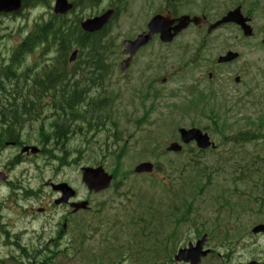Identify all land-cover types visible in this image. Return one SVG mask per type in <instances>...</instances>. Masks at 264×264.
<instances>
[{
  "label": "rangeland",
  "instance_id": "rangeland-1",
  "mask_svg": "<svg viewBox=\"0 0 264 264\" xmlns=\"http://www.w3.org/2000/svg\"><path fill=\"white\" fill-rule=\"evenodd\" d=\"M118 4L125 6V8L127 6V8L111 27V36L113 41L116 40V48L113 49V55L109 62L112 63V70L110 71V75H107L104 79L106 82L102 83L97 91V94L105 92L106 96L119 97L112 110L116 114H114L113 122L107 123V127H102V130L91 133L90 137L92 139L90 141L91 143H98L100 145L108 138H112L114 132H121L123 141L120 143V146L124 147L125 145L126 152L122 156L120 163L115 155L102 153L99 149L88 150L84 151L82 155L79 154L77 150L72 149L79 146L81 142V137H76L71 146L68 145L67 148H71L69 150L72 155L71 159L79 158V160L76 163H71L69 167L64 168L61 172L55 171V167L58 166L57 162H52L51 165L46 166V161L50 158L47 159V157L39 156L32 163H26L16 169L11 175L12 180L18 178L22 180L24 187H31L32 189L40 188L43 181L47 182L51 178H65L73 187L79 189L80 197L85 198L88 194L87 191L83 190L84 188L81 184L79 174L81 167H95L103 163L102 165L110 173L119 169L116 182H121L120 187H115L102 195L93 196L91 198L93 210L91 209L90 214L72 217L75 227L84 223L87 229L88 226L95 227L101 224L103 226V233L111 222L116 220L111 214L118 213L117 217L123 218L125 212L136 211L132 209L139 208V201L136 207L126 208V200L123 199L125 195H128L131 200H138L137 197H140V191L144 188L157 195L163 194V191L154 190L161 187L152 178L125 176L128 171L133 170L137 164L145 160L144 158H147V154L150 153L148 137L152 136L154 138L153 147L159 148L160 157L155 162L163 166L164 172L156 177L158 179L168 178L173 180L175 178L174 175L179 174V170L175 168H180L182 162H187L194 155H197L194 145L187 148L186 154L183 157L164 155L167 145L176 140L175 138L178 135L180 127L191 128L192 124L196 123V127L203 130L206 126H211V122L206 114H192L191 117L178 111L177 107L187 104L197 96L198 92H203L208 96L214 94L215 104L226 103L230 109L228 112L227 107H224L222 111V116L229 118L228 124L233 125L232 129H228L230 133L251 129L253 127H250L249 120L257 124L259 119L264 117V47L261 46L262 36L260 37L259 35L253 40L244 41L243 38L236 39V36L239 34L234 28L221 30L217 35L210 38L206 37L204 31L198 33L196 30H189L183 33L172 45L165 46L159 41L154 42L151 47L137 55L129 70L121 72V62L126 58L123 55V42L134 38L144 31L150 19L155 14L166 10L168 3L166 0H103L100 6L85 12L83 15L78 11L72 18L77 20L81 17L98 15L111 6ZM198 8H200V5H198ZM178 10L181 14L191 12L192 9L180 2L178 3ZM48 11V7L45 8L44 5H40L30 11L24 12L23 16L0 19V67L8 62L13 50L33 30L35 22H40V19L49 21ZM217 12L212 13L214 17ZM72 21L70 20V22ZM255 24H257V29L263 27L264 17L258 16ZM230 41L234 45L235 50L241 54L240 60L230 65L220 66L216 63V60L220 55L226 53L231 44H229ZM37 56L40 62H49L53 60L55 55L47 54L44 57H40L37 54ZM35 61V57L28 58L24 62V66L35 64ZM21 72L22 70L19 71V73ZM209 73L213 74L212 78H209ZM237 76L241 78L239 84L235 83L234 78ZM165 78L167 81L165 84H162ZM149 83L155 84L154 89L150 88ZM152 92L154 95L150 97ZM209 130L207 131L216 143L217 150L213 153L207 152L203 156L202 163H204V166L201 167L204 168L205 165H208L209 173H212L211 169L216 168L219 164H223V160L228 159L232 144H224V138L213 132L212 126L209 127ZM110 133L111 137H109ZM145 140L147 143L146 146H143ZM110 143H113V139H111ZM246 150L248 152H260L261 155H264V142H259L257 145H249L246 147ZM153 154H149L148 156L151 157ZM13 155L14 152L11 149L6 150L2 155L3 162L7 164V160ZM243 158L249 159V156H246V153H238L237 156L234 155L232 158L233 161L226 162L220 175L214 177V187L206 191L203 200H199L194 205L196 214H193L192 221H195L196 217L203 220H199L201 223L209 220L208 210L215 208H210V199L216 198V193L222 191V188L227 187V182L232 180V169L229 168V165L235 164ZM38 165L42 167V172L39 171ZM201 182L205 183V181ZM228 185L231 192L236 188L234 183H228ZM46 192L50 193V198L55 197L52 192L47 190ZM10 195L11 191L0 185L1 233L4 235V231H7L12 235V237L7 238L5 236L2 237L0 233V260H8L11 255H17L15 248L11 245L15 240L14 236H18L19 242L29 248L46 243L51 236L49 229L53 228V225L54 227L57 226L60 221L58 217L62 212V210H54V217L51 218L38 215L30 217L25 214L17 216L16 213L19 209L27 211L29 208L38 209L45 207L47 205L43 204L51 202V199L48 201L37 197L26 198L25 195L20 193L17 202H15L14 198V202L11 203L10 199H8ZM235 201L240 203V199L238 198ZM244 201L247 202V198ZM199 211L203 214H199ZM105 214H109V216L105 218ZM263 215L245 216L243 220V226H247L245 231L250 234L258 224V220L254 222L253 219H261ZM213 218H215V215H213ZM125 219L126 217L120 221H125ZM89 220L91 222H88ZM211 223L200 224L197 229L200 230L204 226L206 229L202 232L212 231L210 228L212 226ZM45 228L47 229L44 230ZM123 229L126 232L131 230L128 226H124ZM198 230L196 231L193 227V223L186 226L183 225L178 231L180 232L179 238L183 242L179 243V247L184 248L190 241L197 238ZM43 232L45 233L44 238L46 242L37 239L42 236ZM203 234L197 240L202 238ZM242 235L246 239H256L253 235L248 236L246 233H242ZM75 236L76 231H72L64 239L63 244L60 245L61 250L67 251ZM98 239L99 236L93 237L84 244H79V252L86 258L87 264L94 259L95 252L101 247V244L96 242ZM259 243L264 244V238H261ZM121 244L124 245L125 242L122 241ZM90 250H94V253L90 254ZM128 250V245L122 247V252L127 253ZM127 254L128 256L124 260L112 258L107 264H113L116 260L118 261L115 264H141L138 259L136 261L132 259V255ZM251 255V249L243 247L240 253L237 254L238 259L244 262V264L251 259ZM82 261L83 258L75 262L74 260L67 259L65 255L60 253L57 255L56 264H80ZM202 264L222 263L213 258H206Z\"/></svg>",
  "mask_w": 264,
  "mask_h": 264
},
{
  "label": "trees",
  "instance_id": "trees-1",
  "mask_svg": "<svg viewBox=\"0 0 264 264\" xmlns=\"http://www.w3.org/2000/svg\"><path fill=\"white\" fill-rule=\"evenodd\" d=\"M54 24H58V25H54V26L45 25L44 27L37 26L34 30V33H32L24 41V43L20 46L19 51L16 52L14 60L11 61L12 66L14 67L10 66L6 68L4 71L0 72V91L6 89V85L3 82L5 81L4 78L8 81L17 78L15 76L16 74L15 67H17V65H19V63L22 62L20 60V55L22 53L29 54L38 46H47V48H50L53 42H59L61 51L59 54L60 58L57 61L62 62V64H64L67 61V55L74 46L80 48L82 53L87 54L91 58L90 61L92 62L97 61L100 63L103 62L102 53L97 49L99 46H101L102 49L107 48L106 45L107 43L103 41V43L98 46L96 44V42L98 41L96 40L97 38H93L91 36H82L79 30L72 31L71 30L72 28L67 29V27L65 26L66 24L65 19H59L58 21H54ZM104 35H105V31L101 33V37H104ZM48 43L51 44L46 45ZM49 71H44L43 74H38L34 77L35 82L31 85V88L28 91H26L27 95L25 96L16 95L14 98V96L12 95L11 97L4 98V96L1 95L0 92V121L4 118L3 120L4 121L7 120L8 122L6 123L8 124L7 130L4 132L0 130V142L14 139L16 136L18 137V134H16L18 133V130H16V128H18V125H21L23 121L35 120L37 119V117H39L38 115H32L31 113H28L39 110L37 108L38 102L35 101L33 98H31V96L41 94V92L45 91L46 89H49L51 85L60 82L62 78L64 79L63 73H60L59 71L56 70V73L54 75H48L47 73ZM18 78H20V76H18ZM21 93L22 92H18V94ZM78 94L80 93L73 94L69 102V106H71L74 103V101H76L75 97ZM11 110L12 112H17V114L7 115L5 113L6 111H11ZM56 133H54L53 135H55ZM58 135H60V133L56 135L55 139H58ZM244 135L250 136L249 134H244ZM205 171L207 170L204 169V172L202 174H205ZM246 173L260 174V171L253 170V171H246ZM208 182L211 183V179H209ZM153 205L154 204L147 206V208L151 207L150 209L147 210L148 213L151 214V216L157 219L158 221H162L163 218L167 216V214L160 208H153L152 207ZM180 213L182 214L179 208H177L176 206H172L171 215L172 218L175 219V222L173 223L174 227H179L182 224V222L180 221L182 217L178 216ZM183 213L184 215H186V214H190L191 212H183ZM140 227L145 236L147 235V231H149V235L147 236L148 248L144 249V254L142 256L136 257V259H138V261L141 262V264H159L161 261L159 255H161L162 251H165L167 253L169 252V246L165 247L162 250H160V248L169 241L168 238L175 237L178 232L172 234L171 236H168L167 238L165 236L160 235L159 233H153L152 229H149L147 227L143 228L141 224H138V222H136L134 227L131 228V232L129 235H131V237L136 239L137 236L140 235V233L142 232L140 230ZM121 240L126 241L124 236H121ZM127 242L129 244L132 243V239L127 240ZM116 249L120 250L119 248ZM73 250L77 254L81 255L80 256L81 260L83 258L82 264H86L85 257L82 256V254L79 252V249L75 246ZM55 256L56 253H54L51 258H55ZM164 258H165L164 263L166 261H169V257H167L166 255ZM43 264H49V261H45Z\"/></svg>",
  "mask_w": 264,
  "mask_h": 264
},
{
  "label": "water",
  "instance_id": "water-1",
  "mask_svg": "<svg viewBox=\"0 0 264 264\" xmlns=\"http://www.w3.org/2000/svg\"><path fill=\"white\" fill-rule=\"evenodd\" d=\"M16 5L18 6V8L21 6L20 0H0V12L7 11L6 8H15ZM67 10H68V7L66 5L65 0H59L58 5H57V12L64 13ZM111 16H112V13L110 12V13L104 15L102 18H99V19H96L95 21L89 22L88 23L89 27H91L90 30L94 31V30L101 29L107 23L108 19ZM166 24H167L166 21H164L161 17L155 18L153 20V22L150 24L151 33H161L164 41H170L172 39V37H170V35H169V30L167 28L168 25H166ZM151 37H152V34L148 37L140 38L139 42H137L136 44H128L129 50L132 53H134V51L139 46L147 43L151 39ZM75 55L76 54H74L71 61H74ZM182 134H183L184 141L187 143L193 139H197L199 142V145L201 147L205 148V147L209 146V141H208L207 137L201 136V134L199 132L191 131L189 133L183 132ZM173 148L179 149V147H176V146H173ZM148 169H149L148 165L141 166L137 169V172L141 173V172L146 171ZM85 176H86L87 182L89 183L90 188L95 189L96 191L107 188L111 182V178L106 177V175L104 174V172L102 170H97V171L86 170ZM102 181H104V182L102 183ZM262 229H264V227H261L258 230H262ZM201 249H202V246H201V244H199V246L195 249V251L196 252L201 251ZM189 254H190V252L182 254L183 256L184 255L186 256V258H184V260H186V261L190 260L192 264H198L200 255H198L197 257H195V256L191 257ZM177 259L181 260L182 258L179 256Z\"/></svg>",
  "mask_w": 264,
  "mask_h": 264
},
{
  "label": "flooded vegetation",
  "instance_id": "flooded-vegetation-1",
  "mask_svg": "<svg viewBox=\"0 0 264 264\" xmlns=\"http://www.w3.org/2000/svg\"><path fill=\"white\" fill-rule=\"evenodd\" d=\"M244 218H245V216L241 217L239 215H234V216L228 217L229 228L231 229V231L234 234H239L238 231L241 229V227H242V229H244V226L241 223ZM243 233H245V232H243ZM254 237H256V236H254ZM260 237H264V234L260 235ZM243 239L247 243H250V242L252 243V244H250L249 248L253 252V254H252L253 256L251 255V259L248 262H246L245 264H250L252 262L255 264H264V245L260 244L258 241L255 242L252 239H246V237H244V236H243ZM227 260L230 261L231 256H228Z\"/></svg>",
  "mask_w": 264,
  "mask_h": 264
},
{
  "label": "bare ground",
  "instance_id": "bare-ground-1",
  "mask_svg": "<svg viewBox=\"0 0 264 264\" xmlns=\"http://www.w3.org/2000/svg\"><path fill=\"white\" fill-rule=\"evenodd\" d=\"M56 81V80H55Z\"/></svg>",
  "mask_w": 264,
  "mask_h": 264
}]
</instances>
